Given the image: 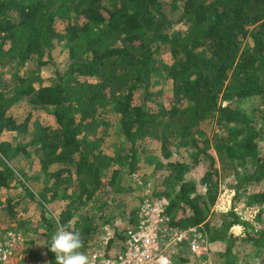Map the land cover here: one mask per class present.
<instances>
[{"label": "trees", "instance_id": "16d2710c", "mask_svg": "<svg viewBox=\"0 0 264 264\" xmlns=\"http://www.w3.org/2000/svg\"><path fill=\"white\" fill-rule=\"evenodd\" d=\"M62 39L67 52L58 67L52 52ZM240 100L256 107L243 111L233 105ZM108 112L124 140L106 153L99 146ZM205 125L214 127L210 137ZM263 137L264 0H0V210L20 220L25 203L36 202L32 226L43 249L26 248L34 240L25 238L17 250L29 260L46 255L42 262L55 264L45 244L68 221L87 255L118 215L134 225L139 204L127 210L125 200L147 182L139 156L149 142L177 141L192 163L154 164L171 225H200L210 254L216 243L230 251L238 237L227 229L245 220L231 208L219 217L225 230L211 226V207L221 181L245 206L264 204ZM21 158L38 169L22 167ZM188 165L197 178L184 177ZM248 234L264 243L263 228Z\"/></svg>", "mask_w": 264, "mask_h": 264}, {"label": "rangeland", "instance_id": "374dc122", "mask_svg": "<svg viewBox=\"0 0 264 264\" xmlns=\"http://www.w3.org/2000/svg\"><path fill=\"white\" fill-rule=\"evenodd\" d=\"M57 31L62 33L63 25L59 23L57 26ZM66 47L64 44V40L62 39L59 44H57V47L54 48L52 55L54 56V62L58 65V67L61 66V64H64L65 57H66ZM162 60L164 62H167V64L170 62L168 55H163ZM67 62V61H66ZM7 68H3V70H6ZM54 70L53 67L44 68L42 70L44 76H49L50 73ZM151 90H153L151 88ZM160 95H162L163 99H165V103L168 102V100L171 99L169 96L170 91V84L167 82L164 84L163 88L160 90ZM226 103V102H224ZM233 105L239 106L243 111H249L250 109L256 107V104L252 100H240L235 102ZM13 113L17 118L22 119L25 111L23 108L15 106L13 109ZM105 119L108 120V123L110 124L109 127V134L106 137L104 141V145H100L99 147L106 153L113 150V148H118L123 144V136L117 132L116 124H117V117L113 113H104ZM48 117V123H52L53 119L50 115H47ZM34 119V116H33ZM209 126L205 125L206 134L210 137L213 133V128H210ZM261 143L264 144V137L260 140ZM177 141L173 143H167V142H158L153 143L149 142L147 143L144 152L139 156L140 160H143L144 162L141 165V170L143 174L149 175L146 177L147 182L144 183L141 182L140 187H133V191H131V194L127 197L125 200V204L127 205V210L134 209L139 204V201L144 196V194H150V195H156L159 192L162 191V185L163 183L158 180L157 177L158 174L154 172V164L160 162L161 164H165L168 161H180L184 162L185 164H189L190 158L187 154V151L181 147L176 146ZM164 145L166 148L165 150L170 153L169 157H166L163 153L164 151L161 149V146ZM209 145V143H208ZM207 145V146H208ZM203 146V145H202ZM206 146V147H207ZM210 151L213 152L212 148L210 147ZM154 158V160H152ZM22 160L19 161V163L22 165V167L31 169H38L37 164H32L30 159L21 158ZM152 160V161H150ZM191 163V162H190ZM192 164V163H191ZM190 165V164H189ZM188 165V166H189ZM190 167V166H189ZM184 172L185 178H197V172L192 167H190ZM203 168V167H199ZM165 169V168H164ZM196 172V173H195ZM167 174V173H166ZM165 174V175H166ZM138 178V177H137ZM162 179V178H161ZM127 180V179H126ZM169 182L172 184L173 180H169ZM219 191L216 198V201L214 205L211 207V215L214 218L211 226L222 228L225 230L224 226L220 225L221 219L219 217H222L223 215H229V212L231 208L235 212H237L238 215H240L245 221V225L243 224H235L233 226H230L227 231L231 233L234 236H237L238 239L233 243L230 251L222 245H219V243H216L211 248V258L212 260H215L217 264H262V260L264 258V243L262 241H259L258 243L254 244L252 240L247 239L249 236V232H256V230L264 229V204L262 206L258 207H249L245 206L244 202V196H239L236 199L234 198V191L230 189L227 185L225 186V183L223 181L219 182ZM40 184H35L34 189H39ZM21 191L20 189H18ZM3 191L0 190V197H2ZM22 195H24L22 193ZM25 196V195H24ZM26 197V196H25ZM140 197V199H139ZM35 201H28L25 203V206L23 208H27V211L21 216L20 220H15V218L6 219L3 217L2 212L0 210V225L2 223V220L5 222H9L10 228L18 231L21 233V235L27 240H34L32 245L31 243H27V245H24L26 248H33L42 250L43 244L41 243L40 237H38V234H36L33 231V224H35L39 220V210L37 208ZM48 208H52V205L50 207L49 204H47ZM52 211V210H51ZM28 212V213H27ZM53 213V211H52ZM77 215H82L83 211L81 209L77 210ZM118 213V209H113L110 211L111 215H115ZM54 215V214H53ZM210 215V216H211ZM83 216V215H82ZM81 216V217H82ZM123 216V217H119ZM128 218V216L124 214L118 215V217H115L112 224L109 225V227L113 228L115 232L125 230L126 228H129L131 226L125 225V220ZM28 220V221H27ZM37 225V223H36ZM251 236V235H250ZM246 240V242H244ZM92 249V247L90 248ZM89 249V250H90ZM44 255L42 257V261L44 262L45 259ZM44 259V260H43ZM47 261V260H46Z\"/></svg>", "mask_w": 264, "mask_h": 264}, {"label": "built area", "instance_id": "2783aa9c", "mask_svg": "<svg viewBox=\"0 0 264 264\" xmlns=\"http://www.w3.org/2000/svg\"><path fill=\"white\" fill-rule=\"evenodd\" d=\"M168 205L167 197L146 194L134 225L117 233L103 228L98 244L88 251L91 264H217L200 225L172 226ZM23 241L20 232L0 229V264H44L17 252Z\"/></svg>", "mask_w": 264, "mask_h": 264}, {"label": "clouds", "instance_id": "9594fccd", "mask_svg": "<svg viewBox=\"0 0 264 264\" xmlns=\"http://www.w3.org/2000/svg\"><path fill=\"white\" fill-rule=\"evenodd\" d=\"M45 245L54 254L55 264H91L89 256L81 251L84 238L73 221L61 225Z\"/></svg>", "mask_w": 264, "mask_h": 264}]
</instances>
